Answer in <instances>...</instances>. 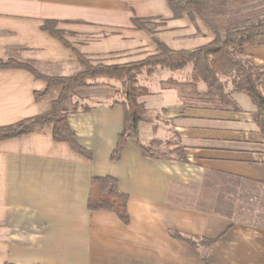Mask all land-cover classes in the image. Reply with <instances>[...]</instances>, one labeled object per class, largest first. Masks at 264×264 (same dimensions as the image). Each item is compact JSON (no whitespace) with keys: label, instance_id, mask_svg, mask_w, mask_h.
<instances>
[{"label":"crops","instance_id":"1","mask_svg":"<svg viewBox=\"0 0 264 264\" xmlns=\"http://www.w3.org/2000/svg\"><path fill=\"white\" fill-rule=\"evenodd\" d=\"M134 17L159 22L155 36L174 50L215 38L198 15L175 18L168 0H0V60L30 61L51 76L79 71L73 50L43 29L54 20L92 63L137 62L157 45L153 34L134 26ZM244 50L264 68V46ZM191 72L189 66L138 75L150 91L139 99L148 116L139 124L140 140L146 146L159 141L153 150L160 158L142 155L130 141L119 160L111 159L124 109L118 82L107 79L90 88L110 93L76 94L78 111L68 115L91 159L54 140L48 127L0 142V264H264V216L250 222L217 210L238 199L241 212L264 211L257 107L243 92L232 95L239 110L203 103L199 93L206 86L195 88ZM45 87L26 69H0V126L48 110L49 94L35 95ZM95 176L118 180L128 195V222L89 209ZM201 240L213 242L207 247Z\"/></svg>","mask_w":264,"mask_h":264},{"label":"trees","instance_id":"2","mask_svg":"<svg viewBox=\"0 0 264 264\" xmlns=\"http://www.w3.org/2000/svg\"><path fill=\"white\" fill-rule=\"evenodd\" d=\"M256 0H168L175 18L185 12L198 15L205 25L213 31L215 38L208 44L193 50H174L155 36V24L134 17L132 22L138 29L153 34L157 52L137 62L124 64H92L83 54L73 49L83 65V69L70 76H51L40 72L33 62H20L14 59L0 60V69L23 68L36 78L46 82V87L36 92V98L43 96L53 87L60 91L53 99L50 108L36 116L22 119L14 124L0 126V142L41 131L48 127L54 140L68 143L72 149L91 159L92 152L83 147L71 128L68 115L78 111V103L72 109L67 102L76 95V90L100 84L99 79H107L121 84L122 106L124 109L123 129L111 154L112 160H119L122 152L131 141L142 153L151 158H160L153 146L160 143L154 140L146 146L140 140L139 124L148 119L147 110L139 101L150 94L148 88L138 84L142 71L151 76L158 68L181 71L192 66L191 84L206 86L199 93L203 103L220 109L239 110L233 99L234 92L247 94L257 107L254 120L264 135V68L258 66L244 50L247 46H264V17L248 10ZM43 29L60 39L66 46L72 45L64 39L63 32L57 29V21L46 20ZM73 48V47H72ZM85 111L89 107H83ZM182 154V150H178ZM128 195L121 192L118 180L112 176H95L92 179L88 199L90 210H108L116 213L124 222L129 221ZM186 238L196 246V242ZM204 241V240H201ZM210 246L212 240H205ZM13 264V263H6Z\"/></svg>","mask_w":264,"mask_h":264},{"label":"rangeland","instance_id":"3","mask_svg":"<svg viewBox=\"0 0 264 264\" xmlns=\"http://www.w3.org/2000/svg\"><path fill=\"white\" fill-rule=\"evenodd\" d=\"M248 10H251V11H254V12H257L258 15L263 18L264 17V0H256L252 3V7L250 9H247L245 11H248ZM150 24H155L154 27H156L157 25H159V22H149ZM155 29V28H154ZM60 40V39H59ZM73 47V48H72ZM70 47L72 50L75 49L76 51H78L74 46ZM75 56L77 57L75 51L73 50ZM79 52V51H78ZM82 54V53H81ZM84 55V54H83ZM85 56V55H84ZM150 56V55H149ZM148 57V56H147ZM86 58V57H85ZM78 59V57H77ZM87 59V58H86ZM89 60V59H87ZM79 61V59H78ZM90 61V60H89ZM80 62V61H79ZM91 62V61H90ZM81 63V62H80ZM92 64H99V63H92ZM82 65V63H81ZM83 69V65H82V68L80 70ZM79 70V71H80ZM77 71V72H79ZM75 72V73H77ZM143 72V71H142ZM74 73V74H75ZM144 73H146V71L144 70ZM73 75V74H72ZM70 76V75H69ZM112 83H115V82H112ZM87 88H90V87H84V88H80L78 90H76V94L78 95H82V96H102L104 94H108L110 93L108 90L109 88H94V89H91L88 90ZM117 92L121 95V84L118 83L117 84V87H116ZM59 91H60V87L59 86H56V87H53L49 90V92L47 94H49V98L51 99V102L53 99H56L59 95ZM112 91V90H111ZM46 95V94H45ZM44 96V95H43ZM74 99V96L72 97L71 100H69L66 104L67 106L72 109V106L73 104H75V100ZM76 99V98H75ZM78 103V107H79V103L80 102H77ZM145 134V133H144ZM229 201V200H227ZM232 202H235L234 203V207H228V206H225L224 204L220 203L218 204V207H217V210L218 211H222V212H225V213H230L232 214V216L236 219H244V220H247V221H250V222H256V220H260L263 216H264V211L261 210V208H259L260 212L257 211V207L255 209H253L252 212H248L247 210H245V212H241V210H239V206H240V203H239V200H235L233 199ZM232 210V212L230 211ZM230 211V212H229Z\"/></svg>","mask_w":264,"mask_h":264}]
</instances>
